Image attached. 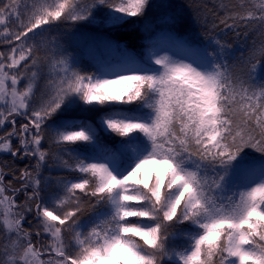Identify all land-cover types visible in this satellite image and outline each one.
Returning <instances> with one entry per match:
<instances>
[{"label":"trees","instance_id":"16d2710c","mask_svg":"<svg viewBox=\"0 0 264 264\" xmlns=\"http://www.w3.org/2000/svg\"><path fill=\"white\" fill-rule=\"evenodd\" d=\"M127 2L0 0V74L28 77L31 85L25 113L13 125L9 111L0 125V264H165L168 250H190L189 237L202 229L189 219L165 222L150 193L130 203L143 213L120 219L111 191L71 187L87 180L77 164L107 162L117 175L128 173L136 162L131 150L169 159L212 221L264 209V195L250 186L264 184V0H138L130 17L110 21ZM153 48L215 75L210 108L198 88L153 63ZM158 73L137 98L123 90L131 76ZM115 78L113 91L106 82ZM111 119L147 122L150 137L107 132L102 122ZM25 127L38 129L34 138ZM82 133L93 147L77 139ZM42 213L62 221V250L44 235ZM123 226L156 239L122 234ZM117 236L124 257L109 243ZM226 243L221 236V259L212 264L225 259ZM246 245L264 253L261 225Z\"/></svg>","mask_w":264,"mask_h":264},{"label":"rangeland","instance_id":"374dc122","mask_svg":"<svg viewBox=\"0 0 264 264\" xmlns=\"http://www.w3.org/2000/svg\"><path fill=\"white\" fill-rule=\"evenodd\" d=\"M135 1L138 0H128L127 5L112 11L109 20L119 22L130 17L138 8V4ZM150 57L155 65L161 66L162 72L173 73L176 77L198 88L203 101L210 108L212 90L216 82L213 73L200 69L179 55L167 50L153 48L150 52ZM11 62L8 68L12 69L14 64L13 61ZM16 64L18 63L16 62ZM160 78L159 73L156 75H134L122 83L123 90L137 98L145 81H148L150 86L153 87ZM21 81V77L20 79L11 78L10 72L7 71H3L0 74V125L1 120L9 116V111L13 113L12 116L15 115L12 118L13 120H11L13 125L15 124L14 119L18 120L26 111L31 85L28 83V77L24 82ZM118 81L119 79L116 78L109 79L106 85L115 91ZM210 116L209 114L207 119H211ZM7 124L8 122H6ZM102 126L107 132L115 131L120 132V134L140 132L147 138L150 137L151 133L149 123L134 120H104ZM25 132L27 134L31 133L29 137L34 138L32 135L38 132V129L35 128L32 132H29L25 127ZM77 139L82 144L93 147L90 138L86 134H80ZM41 141L42 139L37 142L39 146ZM37 151H41L39 147ZM131 153L136 162L132 170L123 176L117 175L115 171L116 164L107 162L82 163L73 166L81 172H86L87 180L85 182H72L70 183L71 187L93 192L111 191V207L120 219L143 213V210L132 207L130 203L141 202L150 193L154 200L161 205L159 211H161L165 222H173L178 226L182 219H189L194 226L202 229L201 235L189 237L192 241L190 250L173 249L165 252L163 255L165 264H170L171 262L174 264H212L214 257L217 259L216 250L221 236L226 237L227 243L224 250L225 259L220 261L219 264L264 263V253L260 250L251 249L246 245L250 241L251 234L257 235L258 225L264 228L263 208L257 205L250 206L236 222L212 221L205 217L200 203L191 195V186L186 176L169 159L152 156L147 152H139L137 150H131ZM4 177L5 175H2L0 180L4 181ZM250 186L255 196L264 195V184L255 181ZM42 215L44 220H42L41 226L43 227L44 235L47 236L49 243L50 241L52 242L55 251L62 250L60 246L62 221L50 213H42ZM6 224L9 228L13 226V222L9 219L6 220ZM133 231L150 243L156 239V235L154 236L148 230H133L127 226H123L121 229L122 234ZM177 236L172 235L171 238H177ZM118 240V236L115 238L110 237L109 243L113 249L119 250L121 256L124 257V250L119 245ZM46 248L48 246H43L39 250L43 252ZM219 259L221 258L219 257L217 261ZM53 261H57V259H53ZM63 261L65 262V260ZM57 263L61 264V261L58 260ZM100 264H112V262L105 260L100 262Z\"/></svg>","mask_w":264,"mask_h":264}]
</instances>
